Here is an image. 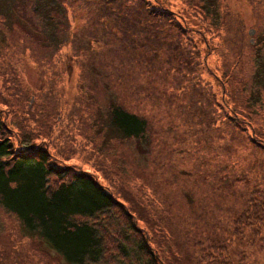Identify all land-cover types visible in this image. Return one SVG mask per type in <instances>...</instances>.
Segmentation results:
<instances>
[{
    "label": "trees",
    "instance_id": "obj_1",
    "mask_svg": "<svg viewBox=\"0 0 264 264\" xmlns=\"http://www.w3.org/2000/svg\"><path fill=\"white\" fill-rule=\"evenodd\" d=\"M155 1L0 0V6H6L2 11L9 17L6 20H11L16 5L24 17H31L19 22L30 44L52 55L70 46L74 58L84 57L79 62L89 71L84 81H93L87 88L102 98L106 108L99 113L105 140L130 143L134 159L149 169L164 148L174 147L181 153L180 169L174 172L169 166L170 174L164 178H140L147 181L140 184L147 196L141 194L147 204L142 209L139 201L120 196L85 170L60 163L64 168L59 170L53 155L43 144L40 148L32 143L27 133L21 134L20 142L13 140V128L0 113V209L15 218L24 236L54 252L62 264H264V135L257 130H264V15L260 9L264 0L252 1L260 32L252 46L251 84L232 81L227 87L223 81L222 102L213 83L200 80L198 63L188 61L195 54L200 58L188 34L192 29L172 17L174 10ZM200 2L206 15L222 14L214 0ZM80 21L84 22L78 25ZM190 47L195 54H190ZM130 51L142 57L140 78L135 80L144 101L142 114L132 111L120 92L121 81H131L127 78L132 74ZM121 52L125 58L120 59ZM233 60L238 65L241 55ZM235 83L243 89L234 90ZM132 84L126 83L131 94ZM161 100L167 108L176 104L173 110L181 114L180 122L169 119L166 141L157 138L148 114L152 112L154 123H160L164 117L156 109ZM226 108L230 110L224 119L218 110ZM252 108L253 119L240 113ZM249 128L252 133L247 135ZM239 138L243 149L255 158L249 165L239 163L243 158L237 153ZM198 140L215 147V156H209L215 164L198 158ZM220 156L226 162H216ZM190 158L199 160L193 170L186 168ZM158 164L163 168L164 164ZM199 186L203 190H197Z\"/></svg>",
    "mask_w": 264,
    "mask_h": 264
},
{
    "label": "rangeland",
    "instance_id": "obj_2",
    "mask_svg": "<svg viewBox=\"0 0 264 264\" xmlns=\"http://www.w3.org/2000/svg\"><path fill=\"white\" fill-rule=\"evenodd\" d=\"M160 1L175 11V16L172 17H176L183 25L192 29L188 34L193 38L196 45L194 50L200 53V58H196L197 54L193 53L190 47V54L196 56L189 57L188 61L198 63L197 73L200 80L203 83H213L219 102H222L221 98L224 96L223 81H227V87L231 86L232 81H245L250 86L249 80L253 72L254 60L252 46L255 45L254 38L258 37L260 32L256 18L258 11L253 7L257 0L254 3H252L254 0H214L221 6L222 14L219 15L216 12L218 16L214 12L212 15H206L200 0ZM260 9L264 15V9L262 7ZM4 10L6 6L1 5L0 113L13 128L12 131L15 134L13 140L20 142L21 134L27 133L32 143L37 142V147L40 148L43 144L45 149L53 155L52 158L58 161L59 170L64 168L60 167V164L78 168L75 169L78 171L85 170L98 177L100 183L116 191L120 196L124 195L129 200L139 201L143 209L147 204H143L141 194L143 197L147 196L140 190V184L156 179L155 176L158 178L168 176L169 166L174 172L180 169L181 153L174 147H171L172 150L166 147L162 150L158 162L152 159L153 163L149 169L144 166V162L134 159L135 149L130 143H118L114 138L105 140V135L100 128L99 113L106 108L102 98L97 97L87 88L93 81H84L89 73L88 68L79 63H83L84 57L74 58L75 53L70 46L52 55L42 46L36 43L30 44L21 33L19 22L31 17H24L16 5V9H13L11 14V20H6L9 17L7 14L4 15L2 12ZM225 11H230L231 14L225 16ZM69 16L72 24H75L71 10H69ZM83 22L80 21L78 25ZM25 25L33 31L29 24ZM97 49L100 53L103 52L99 46ZM175 55L179 56L176 51ZM236 55H241V61L234 66L232 63ZM125 56L124 52L119 53L120 59ZM176 59L174 61L180 62V59ZM126 61L128 62L127 59ZM140 63H142L140 54L130 51L133 75H127L131 81H121L124 84L121 85L120 92L122 97L127 99V105L131 110L142 114L145 113L142 111L144 101L140 100V91L135 81L140 78L138 75ZM169 75L166 74V79ZM126 83H133L131 85L133 94L126 91ZM235 88L243 89V86L235 83L234 90ZM245 94V91L241 92L240 97L243 98ZM145 100L147 103L146 97ZM160 103L156 109V112L164 117L160 123L158 121L154 123L152 112L146 113L150 114L149 118L155 124L157 138L165 140L168 135L164 137V130L172 123L169 119L172 118L174 123L180 122L181 114L173 110L176 104L167 108L166 102L161 100ZM232 106L234 107L233 103ZM254 109L240 110V113L253 119L251 110ZM229 110L230 108L218 110L219 116L225 119V112ZM241 118L244 119L243 115ZM251 122L254 124V121ZM97 129L102 133H98ZM257 130L264 135L263 129L257 127ZM251 133L252 129L249 128L247 135ZM198 141L199 149L196 151L198 158L210 161L212 165L215 164V160L209 158V156H215V147L208 146L205 140ZM236 142L237 153L243 155L239 163L249 165L255 160L254 156L240 145L243 139L239 138ZM200 148H203V152ZM232 151H235V148ZM224 159L220 156L216 158V162H222ZM191 160L192 158L188 160L186 168L193 170L198 166L199 160ZM234 160L232 158L231 162ZM158 163L164 164L163 168H160ZM142 176L151 178L141 182ZM189 185L194 186L193 182H189ZM203 188L199 186L196 189L201 191ZM147 210L153 215L150 209ZM173 211L178 213L175 209ZM151 234L153 239L157 237ZM32 241L21 233L15 218L0 209V264H62L54 252L48 251L39 242L40 247H38ZM240 252L241 248L236 252L237 259Z\"/></svg>",
    "mask_w": 264,
    "mask_h": 264
}]
</instances>
